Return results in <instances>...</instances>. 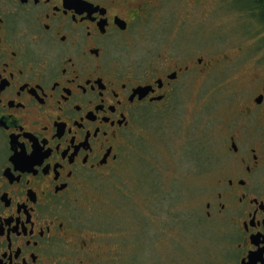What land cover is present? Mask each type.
<instances>
[{
    "label": "flooded vegetation",
    "instance_id": "1",
    "mask_svg": "<svg viewBox=\"0 0 264 264\" xmlns=\"http://www.w3.org/2000/svg\"><path fill=\"white\" fill-rule=\"evenodd\" d=\"M164 2L0 0V264H91L84 193L113 181L140 118L207 65L199 48L134 53ZM233 101L186 216L219 240L191 264H264V76Z\"/></svg>",
    "mask_w": 264,
    "mask_h": 264
},
{
    "label": "rangeland",
    "instance_id": "2",
    "mask_svg": "<svg viewBox=\"0 0 264 264\" xmlns=\"http://www.w3.org/2000/svg\"><path fill=\"white\" fill-rule=\"evenodd\" d=\"M162 5L134 53L166 48L174 58L199 48L207 65L183 73L163 106L140 118L113 181L84 193L79 214L91 224V264H191L205 257L219 236L186 216L213 163L214 125L232 116L235 95L254 76H264V24L247 11L248 0Z\"/></svg>",
    "mask_w": 264,
    "mask_h": 264
},
{
    "label": "trees",
    "instance_id": "3",
    "mask_svg": "<svg viewBox=\"0 0 264 264\" xmlns=\"http://www.w3.org/2000/svg\"><path fill=\"white\" fill-rule=\"evenodd\" d=\"M246 9L257 23L264 24V0H248Z\"/></svg>",
    "mask_w": 264,
    "mask_h": 264
}]
</instances>
